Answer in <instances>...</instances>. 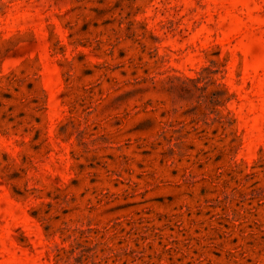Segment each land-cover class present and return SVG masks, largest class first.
<instances>
[{
  "label": "rangeland",
  "instance_id": "1",
  "mask_svg": "<svg viewBox=\"0 0 264 264\" xmlns=\"http://www.w3.org/2000/svg\"><path fill=\"white\" fill-rule=\"evenodd\" d=\"M0 264H264V0H0Z\"/></svg>",
  "mask_w": 264,
  "mask_h": 264
}]
</instances>
